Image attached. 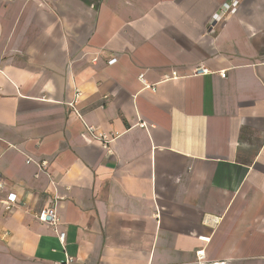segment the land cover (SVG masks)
Instances as JSON below:
<instances>
[{"label": "crops", "instance_id": "crops-1", "mask_svg": "<svg viewBox=\"0 0 264 264\" xmlns=\"http://www.w3.org/2000/svg\"><path fill=\"white\" fill-rule=\"evenodd\" d=\"M227 1L0 0V264H264V0Z\"/></svg>", "mask_w": 264, "mask_h": 264}, {"label": "built area", "instance_id": "built-area-1", "mask_svg": "<svg viewBox=\"0 0 264 264\" xmlns=\"http://www.w3.org/2000/svg\"><path fill=\"white\" fill-rule=\"evenodd\" d=\"M239 4V0H229L227 2H224L219 10L217 12H215L213 14L212 17V21H211V27L214 26L215 24L219 23L220 21L224 20L227 16L234 14L237 7ZM193 74H198V75H205L207 73H210V70L205 66H197L193 71ZM220 77H224L225 76V71H221L219 73ZM173 76H177V72L173 71L171 73V77ZM138 79L142 82V84L147 87L150 88L151 90H154L155 87L150 85L149 83L146 82V80L143 79V74L141 73V75H139ZM79 95V91L77 90L75 92V96L74 98L77 99ZM144 125V123L140 124V126L142 127ZM93 134H95L97 140L100 142L101 145L104 146L105 149L109 148L108 144H105L104 141H106V137L103 133L101 132H97L95 128L93 127H89L88 128ZM27 163H30V159L26 160ZM16 202V198L14 195H7V198L4 200V208L6 211H11L13 204ZM36 219L38 222H40L41 224H44L46 226H50L52 227V229L56 232L57 234V238L58 241L62 244L65 245V231H62L59 229V224H60V217L59 214L55 208L54 205H48V207L44 208L43 210H41L40 212H38L35 215ZM205 240V239H204ZM207 240V239H206ZM205 240V241H206ZM195 255H196V263L197 264H228V261H207L206 260V254L204 252V248L198 249L195 251ZM70 260V258L67 257L66 263ZM65 263V264H66ZM53 264H61L59 262H54Z\"/></svg>", "mask_w": 264, "mask_h": 264}]
</instances>
